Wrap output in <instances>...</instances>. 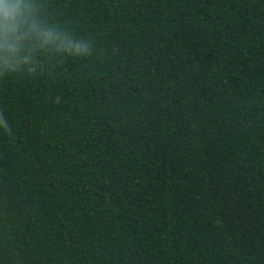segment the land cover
<instances>
[{
	"label": "trees",
	"instance_id": "trees-1",
	"mask_svg": "<svg viewBox=\"0 0 264 264\" xmlns=\"http://www.w3.org/2000/svg\"><path fill=\"white\" fill-rule=\"evenodd\" d=\"M15 3L0 264H264V0Z\"/></svg>",
	"mask_w": 264,
	"mask_h": 264
},
{
	"label": "clouds",
	"instance_id": "clouds-1",
	"mask_svg": "<svg viewBox=\"0 0 264 264\" xmlns=\"http://www.w3.org/2000/svg\"><path fill=\"white\" fill-rule=\"evenodd\" d=\"M21 16L22 13L20 12L18 3L5 8L3 6V0H0V24L7 27L11 31H15ZM29 31L36 33L43 44H48L49 42H53L55 40V37L51 32L43 31L41 27L35 23L29 26Z\"/></svg>",
	"mask_w": 264,
	"mask_h": 264
}]
</instances>
